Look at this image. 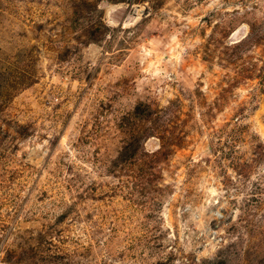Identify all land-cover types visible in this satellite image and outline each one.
<instances>
[{"label":"rangeland","instance_id":"obj_1","mask_svg":"<svg viewBox=\"0 0 264 264\" xmlns=\"http://www.w3.org/2000/svg\"><path fill=\"white\" fill-rule=\"evenodd\" d=\"M0 264H264V0H0Z\"/></svg>","mask_w":264,"mask_h":264}]
</instances>
